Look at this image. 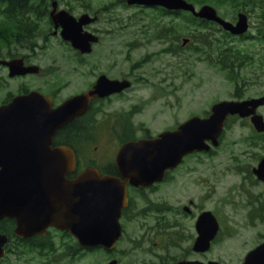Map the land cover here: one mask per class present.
I'll list each match as a JSON object with an SVG mask.
<instances>
[{
	"label": "flooded vegetation",
	"instance_id": "flooded-vegetation-1",
	"mask_svg": "<svg viewBox=\"0 0 264 264\" xmlns=\"http://www.w3.org/2000/svg\"><path fill=\"white\" fill-rule=\"evenodd\" d=\"M28 1H30L28 7L33 6L32 8L35 7L40 11L27 12L38 25V29L34 34L35 37L28 41L0 43V108L8 106L17 97H26L33 92L51 99L55 108L69 97L93 89L97 79L105 75V73H99L85 91L74 92L61 99L63 85L70 80L66 79L63 82L62 77L68 74H63L55 67L60 59L69 62L70 58L68 55L61 54L60 58L52 59L49 56L53 50L52 41H60L65 51L75 58L90 56L93 51L88 55L84 54L74 48L72 43L65 41L61 36L63 23L59 18L54 20L53 16L62 10L76 18L89 13L82 12L80 15H74L76 11L72 6V0H65V2L63 0ZM36 17L41 20L36 21ZM93 17L97 20L85 26L84 31L90 32V27L100 22L98 16ZM93 34L98 35L100 39L99 32L95 31ZM47 61H49L47 65L51 67L46 69ZM71 62L76 63V60H71ZM9 63H14L20 69L23 67L32 69V71L16 74L15 69ZM71 72L74 73L76 70L73 69ZM77 74L81 72L78 71ZM77 76L72 78L73 85L77 83L75 80ZM111 79L125 80L127 77ZM130 79L129 90L134 86V80ZM125 93L127 92L105 98L96 97L91 101L89 110H104L106 102ZM259 97L261 96L257 98ZM257 111L258 114L264 116V106L259 107ZM99 114H102L101 118L105 119V114L101 112L90 116L83 115L58 130L49 146L48 155L51 156L56 148L67 146L71 149L78 165L79 152L76 142L79 136L81 140L86 139L88 142L100 141V138H96L98 133L95 130L101 119L98 117ZM238 120L244 122V126L248 128L247 144L250 149H258L264 144V131H258L255 128L251 117L240 119L238 116H229L218 147H212L209 152L186 155L180 165L168 170L163 179L151 185L133 186L128 182L126 184L127 204L122 208L119 216L121 235L112 248L81 247L75 237L52 226L39 230L38 233L20 234L17 219L4 215L0 217V243L4 251L3 257H0V264L4 261L8 264H60L62 257L74 260L79 254H93L96 250L105 253V264L113 262L115 264H248L246 261L250 255H255L257 264H262L263 255L253 253L264 247V200L261 194L256 195L255 189L250 192L244 184L247 183L251 188L259 184L258 191H262L264 181L259 178L256 169L259 168L264 155L259 156L260 154L255 153L254 159L245 162L239 158L230 159L229 157L225 158L228 159L227 162H223L217 155V152L222 149L225 137L232 130L230 122ZM131 122V118L124 119L122 131L125 135H119L122 143L115 154L105 161V172H103L107 176L120 177L122 181L124 178L115 165V159L121 146L129 141L155 137L147 130L137 135L139 124ZM3 126L0 125V177H10L13 172L2 170L5 161L20 155V152H23L22 157L41 154L42 149L34 148L32 152H29L26 147H14L13 129L4 130ZM98 149L99 147L96 146L95 151ZM79 172L81 171L69 173L66 177L72 180ZM16 174L19 175V173ZM223 176L241 179L238 189L241 195L246 197V203L240 206L242 209H247V212L240 219H230L222 215V202L217 199L216 182ZM206 203L210 206L208 207ZM207 212L215 218L214 225L216 224L217 229L208 248L205 249V243L202 245L199 242L205 240ZM212 228H209L210 232ZM157 248L165 253L161 254L156 250Z\"/></svg>",
	"mask_w": 264,
	"mask_h": 264
},
{
	"label": "rangeland",
	"instance_id": "rangeland-1",
	"mask_svg": "<svg viewBox=\"0 0 264 264\" xmlns=\"http://www.w3.org/2000/svg\"><path fill=\"white\" fill-rule=\"evenodd\" d=\"M72 1L76 11L74 15L88 12L100 18L98 24L90 27V32H99L101 41L94 46L90 56H81L83 58H75L65 51L60 41H52L53 50L49 55L52 59L60 58L61 54L70 58L69 62L60 59L55 67L63 74H68L62 77L63 82L70 80L63 85L61 99L74 92L85 91L99 73H105L110 78L126 76L134 80V86L126 90L127 93L106 102L104 110H100L105 114V119L101 118L102 114L98 115L101 119L95 129L98 133L96 138H100V141L88 142L83 139L76 142L81 169L86 168L91 159L92 163L102 169L105 161L110 159L119 143H122L118 141V134L125 135L122 131L125 118H131V123L139 124L136 127L137 135L147 130L152 136H156L166 129L176 128L190 117L206 116L216 102L236 99L235 96L241 94L244 99L264 95L262 10L247 12L243 7H232L230 3L224 6L211 4L224 19L232 22L239 12L250 16V32L238 39L219 32L217 26L201 31L200 28L185 24V19L181 16L165 14L153 8L130 6L125 0ZM195 5L198 8L202 6ZM165 26H168L170 32L174 26L179 31L168 39L159 38L158 32ZM207 31L213 33L212 38L218 40V45L212 49H202L205 53L194 51L200 45L201 33ZM196 34L198 37L194 38ZM183 38L191 39L185 47L182 45ZM172 45L176 52L164 51ZM225 50L235 53L240 51L241 54L230 56ZM71 60H76V63ZM226 62L233 63V70L223 66ZM47 64L49 61L46 62V69L51 67ZM73 69L76 72H71ZM78 71L81 74H77ZM229 73L235 77L234 81L229 78ZM76 75L77 83L73 85L72 78ZM230 125L232 130L225 137L221 151L217 152L221 161L227 162L228 159L225 158L229 157L245 162L254 159L255 153L264 155V144L258 149L249 148L248 128L244 126V122L231 121ZM96 146L99 147L98 151H95ZM216 183L217 199L222 202V215L240 219L247 212V209L240 206L246 203V197L238 189L241 179L223 176ZM258 185L251 188L247 183L244 184L248 191L255 189L256 195L261 194L264 200V187L262 185V191H258ZM206 205L210 206L209 203ZM156 250L161 254L165 253L160 248ZM2 264L8 262L4 261ZM60 264H105V253L96 250L93 254H79L74 260L62 257Z\"/></svg>",
	"mask_w": 264,
	"mask_h": 264
},
{
	"label": "water",
	"instance_id": "water-1",
	"mask_svg": "<svg viewBox=\"0 0 264 264\" xmlns=\"http://www.w3.org/2000/svg\"><path fill=\"white\" fill-rule=\"evenodd\" d=\"M130 5L162 6L168 10L191 12L195 17L216 22L226 31L243 34L248 29L247 16L239 14L236 24L218 15L211 5L196 6L186 0H127ZM63 23V37L73 42L83 53L91 51V43L98 38L83 33V26L94 21L88 15L79 20L66 12L54 16ZM189 40L184 39L185 45ZM9 65L14 73H26L14 63ZM32 71V69L30 70ZM130 86L127 81L100 77L93 90L66 100L57 108L39 93L15 98L0 109V125L12 128L14 147L42 149L41 154L13 159L3 163V171L13 172L10 177H0V217H15L18 233L31 234L49 226L68 231L76 237L82 247L112 248L120 237L119 216L126 203V183L134 186L150 185L163 178L165 171L176 167L185 155L194 151L209 150L207 141L218 145V138L229 115L241 117L253 115L252 122L259 131H264L263 117L256 114V108L264 104V97L246 101H221L212 106L208 118L193 117L181 124L176 131H167L154 139L131 141L121 148L116 165L124 178L100 175L98 169L89 167L74 180L66 178L76 169L75 158L68 147L56 148L49 156V146L55 133L75 118L85 114L95 97H105L121 92ZM16 173H19L16 174ZM256 173L264 180V159ZM204 220V219H202ZM215 218L206 213L205 240L199 243L208 248L216 232ZM212 228L211 232L209 228ZM0 243V257L3 255ZM264 247L253 254H262ZM255 255L247 258L248 264H257ZM111 264H115L114 262ZM184 264V263H181ZM264 264V262H262Z\"/></svg>",
	"mask_w": 264,
	"mask_h": 264
},
{
	"label": "trees",
	"instance_id": "trees-1",
	"mask_svg": "<svg viewBox=\"0 0 264 264\" xmlns=\"http://www.w3.org/2000/svg\"><path fill=\"white\" fill-rule=\"evenodd\" d=\"M191 3L194 4H215L217 6H224L226 3H230L232 7L234 8H245L247 12H251L252 10L255 11V9L262 10V14L264 15V0H188ZM22 2V3H21ZM27 5H26V4ZM30 4V1L28 0H0V43H7V42H13V41H28L30 38H34V34L36 30L38 29V25L35 23V21L31 18L28 11L32 12H40L37 8L28 7ZM223 4V5H222ZM231 7V6H230ZM249 8V9H248ZM14 9V10H13ZM12 10V11H11ZM170 13V12H168ZM171 14L182 17L185 22V24H188L189 26H193L195 28H200L201 31H203L206 28H210L211 26L215 27L218 26L216 23L209 22L206 20H201L195 18L191 13L186 12H171ZM41 20V18L36 17V21ZM187 25V26H188ZM20 28H22L20 30ZM217 28V27H216ZM219 32H224L221 28H217ZM170 30H168L169 32ZM179 30L176 29V26L172 28V34L175 35ZM226 35H229L228 33L224 32ZM160 37H164L165 33L162 31L159 33ZM172 35V36H173ZM213 33L210 31L201 33V40L200 45L195 47L196 52L199 53H205L202 49H208L211 47V49L218 45V40L212 38ZM198 35L196 34L194 38H197ZM221 44L219 46L221 47ZM173 47V45H172ZM171 51L174 53V49ZM218 48V46H217ZM227 52V55L234 56L239 55L241 52L238 53L232 52L231 50H225ZM226 69L233 70V63H225L223 65ZM229 78L234 81L235 77L232 75V73H229ZM242 95V94H241ZM87 124V123H86Z\"/></svg>",
	"mask_w": 264,
	"mask_h": 264
},
{
	"label": "bare ground",
	"instance_id": "bare-ground-1",
	"mask_svg": "<svg viewBox=\"0 0 264 264\" xmlns=\"http://www.w3.org/2000/svg\"><path fill=\"white\" fill-rule=\"evenodd\" d=\"M22 3V2H21ZM26 4V3H25ZM27 5V4H26ZM14 10V9H13ZM12 11V10H11Z\"/></svg>",
	"mask_w": 264,
	"mask_h": 264
}]
</instances>
